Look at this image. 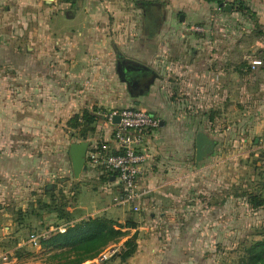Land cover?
<instances>
[{
    "label": "crops",
    "instance_id": "crops-1",
    "mask_svg": "<svg viewBox=\"0 0 264 264\" xmlns=\"http://www.w3.org/2000/svg\"><path fill=\"white\" fill-rule=\"evenodd\" d=\"M241 1L261 33L256 49L262 53L264 0ZM21 3L28 7L23 17ZM234 11L232 6L230 11L222 8V0H0V86H12L10 104L5 97L0 99V202L5 194L18 198L51 180L54 176L46 173V165L53 164V149L68 150L69 157L73 144L85 142L87 151L101 144L113 147L112 130L102 114L135 107L159 122L144 140L146 160L139 167L138 185L147 196L141 214L122 222L119 212L128 210L102 202L95 213L121 225L132 223L124 228L127 238L143 240L155 226L170 227L177 207L194 205L190 199L195 202L198 197L197 177H206L218 186L204 206L210 214L218 213L221 222L227 211L226 182L221 173L210 170L220 168L222 159L217 152L204 153L198 162L197 136L211 139L213 132L237 130L251 136L264 131V65L251 70L226 60H194L187 67L175 61L172 70L177 78L170 83L166 57L187 51L184 42L194 27L233 16ZM20 17L28 21L27 28L19 24ZM7 18L9 33L4 31ZM22 34L26 46L20 44ZM128 61L146 69H126ZM182 69H187V78H181ZM116 78L123 85L120 97ZM84 112L94 120L85 134L83 126L71 128L72 118L81 122ZM85 166L79 177L94 180L92 193L110 197L118 192L112 177L102 176L86 159ZM80 198L70 210L84 215L79 219L89 216L84 212L94 203H82ZM172 261L167 254L142 252L137 246L127 260L109 255L102 264Z\"/></svg>",
    "mask_w": 264,
    "mask_h": 264
},
{
    "label": "rangeland",
    "instance_id": "rangeland-1",
    "mask_svg": "<svg viewBox=\"0 0 264 264\" xmlns=\"http://www.w3.org/2000/svg\"><path fill=\"white\" fill-rule=\"evenodd\" d=\"M19 7L23 17L22 14L26 13L28 7L22 3ZM232 15L222 17L207 26H199L202 31H195L191 38L185 39L186 52L166 57L170 83L172 80L175 83L174 78H177L176 71L172 70V63L175 61L186 67L194 60L202 63L226 60L246 69H251L250 64L254 60H260L261 66L264 65V52L260 53L256 49V41L262 37L253 25L254 20L245 11L235 10ZM21 17L19 24H24L27 28L28 21ZM10 20H4V31L8 33L10 29L7 23ZM16 44L17 42L14 45ZM20 44H28L24 34ZM195 46L199 47L195 49ZM7 55L4 53L5 57ZM181 71V78H187V69ZM5 73L10 72L6 70ZM117 78L116 94L123 86ZM0 89L3 90L0 91V99L5 97V101L10 104L12 86L9 83L0 86ZM121 95L123 94L119 93L118 97ZM211 137H205L212 145L207 153L212 156L217 152L215 156L222 159V166L210 172L221 173L226 182L227 211L222 213L221 222L218 213L210 214L204 206L211 201L207 198L218 185L214 186L211 178L197 177L195 196L198 197L195 202L190 199V204L192 202L194 205H189L190 208L182 205L177 207V211L171 214L173 218L169 223L170 227L155 226L147 230V238L135 240V251L138 246L142 252L167 254L173 258V264H244L249 248L264 240V205H257L264 200V131L250 136L238 133L237 130H228L224 134L213 132ZM67 154L68 150H52L53 164L49 168L46 165V173L51 171L54 177L45 181L38 191L32 189L18 194V198H9L5 194L1 200L0 255L4 257L0 258V264H71L74 255L68 249L44 248L40 242L38 246H33L30 243L31 235L34 233L46 238L59 232V229H64L67 224L88 217L108 219L95 212L102 207L97 205L99 202L103 205L112 204V196L101 197L99 193H92L96 190L93 179L89 182L82 181L81 177L74 179ZM83 189L87 192L81 194ZM79 195L80 202H94L91 207H96L87 208L88 211L84 214L88 213L89 216L81 219L79 218L84 215L77 213L79 210L70 211L78 206ZM188 200L185 198L184 204H188ZM115 210L120 211L119 208ZM121 212L122 222L130 215H138L130 211L121 210L119 213ZM122 231L129 234L124 229ZM125 238L110 243L101 254L118 256ZM97 259L98 257L90 261ZM90 261L82 264H90Z\"/></svg>",
    "mask_w": 264,
    "mask_h": 264
},
{
    "label": "built area",
    "instance_id": "built-area-1",
    "mask_svg": "<svg viewBox=\"0 0 264 264\" xmlns=\"http://www.w3.org/2000/svg\"><path fill=\"white\" fill-rule=\"evenodd\" d=\"M231 3L232 0H222V7ZM193 30L202 31L199 27H194ZM261 64L260 60H254L250 68L254 70ZM102 117L111 127L114 146L108 147L106 144L94 146L86 152L85 159L92 168L112 177L116 182L118 192L112 196L113 207L140 213L147 196V192L138 185L139 167L146 160L144 140L150 131L158 128L159 122L154 116L135 107L113 109L103 113ZM116 117L119 121L113 123L112 120ZM59 232H64V229H59ZM41 238L45 237L33 233L30 243L38 246ZM2 257L4 256H0ZM108 258L109 254H101L95 262L102 264Z\"/></svg>",
    "mask_w": 264,
    "mask_h": 264
},
{
    "label": "trees",
    "instance_id": "trees-1",
    "mask_svg": "<svg viewBox=\"0 0 264 264\" xmlns=\"http://www.w3.org/2000/svg\"><path fill=\"white\" fill-rule=\"evenodd\" d=\"M231 6L237 11H248L241 0H232ZM81 120L79 122L77 116L72 118L71 128L77 129L83 126L81 131L84 134L91 131L89 125L93 123V118L84 112ZM257 205L263 206L264 200L258 202ZM129 227H133V224L126 223L121 225L110 219L88 217L84 220L81 219L75 223L67 224L64 232L57 231L46 238H41L39 242L44 248L68 249L74 255V260L71 264H82L97 258L110 243L120 238H125L127 233L122 230ZM135 240L136 236L132 235L123 243V248L118 254V258L121 261L127 260L134 253ZM244 264H264V240L249 248Z\"/></svg>",
    "mask_w": 264,
    "mask_h": 264
},
{
    "label": "water",
    "instance_id": "water-1",
    "mask_svg": "<svg viewBox=\"0 0 264 264\" xmlns=\"http://www.w3.org/2000/svg\"><path fill=\"white\" fill-rule=\"evenodd\" d=\"M225 10L230 11L231 6L229 5L225 6ZM124 65L126 69H131L133 71L146 69L130 61L126 62V64L124 63ZM118 121H119L118 117L112 120L113 123H118ZM211 146H212L211 142H209L205 138L204 135L199 134L197 136V140H196V159L197 161L201 160L204 153H207L208 148H210ZM87 148H88V145L85 142H82L79 144H73L70 146L69 158H70V162L72 166V172L75 178H78L80 173L86 169L85 158H86Z\"/></svg>",
    "mask_w": 264,
    "mask_h": 264
}]
</instances>
